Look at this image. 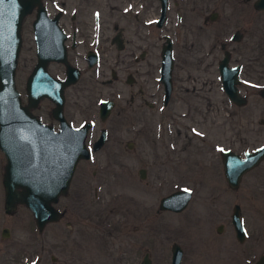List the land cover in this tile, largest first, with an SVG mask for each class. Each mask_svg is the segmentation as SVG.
Wrapping results in <instances>:
<instances>
[{
    "label": "rangeland",
    "instance_id": "rangeland-1",
    "mask_svg": "<svg viewBox=\"0 0 264 264\" xmlns=\"http://www.w3.org/2000/svg\"><path fill=\"white\" fill-rule=\"evenodd\" d=\"M102 1L108 3L106 14L102 8L106 17L111 2H123ZM216 1L169 0L164 25H154L150 31L155 52L165 34L173 40V90L166 106H162L158 82L149 98L153 105L137 111L127 100L129 90L112 91L111 82L96 86L89 73L81 79L84 86H74L81 92L77 97L90 102L89 109L83 110L71 101L76 96L67 102L71 110L83 111L73 119L75 124L90 119L95 125L88 145L101 128L107 131V138L92 149L91 157L77 162L67 193L55 204L62 211L58 220L38 230L24 206L3 215L15 222H7L12 235L0 238L4 246L0 255L14 251L21 255L17 261L3 260L1 264L30 260L39 264H139L146 252L152 264H170L173 242L183 250L181 264H258L261 259L264 264V160L245 172L234 189L225 181L220 156L221 149L242 154L264 141V98L257 92L264 84V12L255 11L253 0H248L247 25L239 41L230 39L232 27L221 26L227 15L221 14L222 18L209 21L200 30L191 29L198 8L201 22L213 9L223 13ZM44 2L47 8L52 6V0ZM151 11L147 16L156 19L157 0ZM177 12L183 16L182 22L177 20ZM234 14L235 9L229 16ZM32 19L33 13L23 22L15 72L23 103L26 77L35 61ZM134 23L129 15L119 18L118 26L127 38L133 36ZM141 31V37L146 35L144 28ZM111 33L106 31V35ZM220 41H228L230 64L241 65V86L249 92L246 104H231L222 89L217 67L223 53ZM103 96H113L117 103L102 122L96 102ZM50 106L43 100L34 111L51 122ZM3 166L0 149V192ZM178 188L192 192L186 208L158 211L160 197ZM235 203L240 205L246 232L243 241L236 238L231 223ZM218 225L222 228L217 229Z\"/></svg>",
    "mask_w": 264,
    "mask_h": 264
},
{
    "label": "water",
    "instance_id": "water-1",
    "mask_svg": "<svg viewBox=\"0 0 264 264\" xmlns=\"http://www.w3.org/2000/svg\"><path fill=\"white\" fill-rule=\"evenodd\" d=\"M160 4L157 26H161L165 20L167 0H160ZM253 7L264 9V0H254ZM34 8L37 12L32 28L38 60L26 78L27 102L22 103L15 82V72L21 48L22 22ZM63 38L64 34L57 25L56 17L47 16L42 0H0V149L6 156L2 176L4 206L6 212H11L18 203L27 205L39 230L62 216V211L55 204L61 195L67 193L77 162L91 155L86 144L89 123L75 127L63 117V90L76 80L77 70L73 72V77L69 74L65 79H57L48 74L45 68L50 59L65 61ZM161 57L159 79L164 86V103H167L172 91L174 65L172 39L169 35H164ZM229 58L230 53L225 50L218 61L221 85L230 100L242 105L245 98L238 88L240 67L230 66ZM260 93L264 96V87ZM41 97H48L55 103L52 113L60 120L56 130L31 111ZM112 107L111 100L100 102V116L103 120ZM105 139L106 130L103 129L92 148L102 146ZM220 155L226 182L230 187L236 188L242 175L264 159V143L253 150L244 151L242 155L228 148L221 149ZM140 174L144 175V169H140ZM191 197V190L178 188L160 197L157 210L182 211ZM240 214V206L235 203L231 222L236 238L243 241L245 229ZM170 250V264H181V246L173 242ZM139 264H152L147 252Z\"/></svg>",
    "mask_w": 264,
    "mask_h": 264
},
{
    "label": "flooded vegetation",
    "instance_id": "flooded-vegetation-1",
    "mask_svg": "<svg viewBox=\"0 0 264 264\" xmlns=\"http://www.w3.org/2000/svg\"><path fill=\"white\" fill-rule=\"evenodd\" d=\"M122 1L123 2L119 1L116 3L111 2L110 5L108 6L109 11H108V16L106 17L103 16V10L104 13L106 14L105 9L107 11L108 3L103 2L102 0H86V1L85 0H52V6L50 8H47V5L45 4L44 0H42V4L45 6V12L47 16L51 18L56 17L57 25L64 34L63 43L65 47V61L58 59H50L47 61L45 68L48 74H50L51 76L57 79H65L69 74L71 77H73V72L77 70L78 76L76 80L70 83L69 85H67L63 90L64 92L63 117L67 122H69L73 126H81L82 124L88 122L89 127L87 132V138L89 136L90 131L95 126L93 121H91L90 119H83L78 124H75L73 119L75 118L76 115H78L80 112L82 113L83 111L75 112L71 110L69 103L67 102L70 96L72 97L76 96L75 98L71 99V101H74V104L77 105L78 108L76 109L79 110H83V108L89 109L88 108L90 104L89 100L86 97H84L85 99L80 100L77 97L78 91L76 92L74 90L76 88L74 86L79 85L81 83V79L88 73L91 74V78L94 79V83L96 86L98 84L106 86L108 83L111 82L113 83L112 85L115 86V90L112 88V91L118 92V89L119 88L122 89V87L129 90V98L127 100L130 103L131 109H133L134 111H137L139 108H143V105L146 107H151L153 105L152 101L149 98L154 92L153 86L155 82L159 83L158 85L160 86L161 89L162 106H166L168 104L172 95V91H171V95L167 103H164V86L159 79L161 58H162L161 48L164 41L160 44L158 51L155 52L152 35L150 34V31L153 29L154 25L156 27H161L164 25L167 19L169 0H167V10H166L165 20L163 21L161 26H157L154 17L150 15L147 16L149 12L152 13L151 10L153 6V0H122ZM157 1L159 4V12H160V5H161L160 0ZM218 2L220 6L223 8V13L219 12V10L213 9L203 16L202 18L203 22H201V16L200 13L198 12V10L200 9L198 8L196 11L195 18H193L192 20L193 25H191V29L200 30L202 29L203 26L207 25L209 21L214 22L222 18L221 17L222 15H227V17L224 19V23H222L221 26H226L228 28L232 27L233 31L230 35V39L239 41L243 37L244 30L246 29L245 27L247 25L246 8L248 7V0H218L215 3ZM253 2L254 0L252 1V6H253ZM200 4L201 3L198 2V5ZM227 8L230 13L235 9L234 16L231 17L229 16L230 13H227ZM253 9L255 11L264 12V9H256L254 7ZM36 12H37L36 8H34L33 11L31 12L33 13V19L36 16ZM124 14L129 15L135 21V23L133 24L134 30L131 31L133 36H131L130 38H127L123 32L125 30H123L121 27L118 26L119 18L122 17ZM176 18L178 21L181 22L183 21V16L179 12L176 13ZM32 21H31V26H32ZM23 22H22V26H23ZM22 26H21V37H22ZM143 28L145 29L146 35H142L143 37H141L139 33L143 32L141 31L143 30ZM106 31H112V33L110 35H106ZM32 34H33L34 48H35V61L33 64L34 66L38 60V55H37V45L34 37L33 28H32ZM107 36L108 38H106ZM22 41H23V37L21 40V47H22ZM219 44L221 49L223 50L222 56L225 50H228L230 53L229 65L231 66L239 65L240 67L238 88L240 93L244 96L245 98L244 104H246L248 101L249 92L247 88H242L241 86L242 85V80L240 77L241 65L238 63L230 64V59L232 54H231V50L227 48L228 41H220ZM172 46H173V40H172ZM217 67H218V63H217ZM79 86L81 87L84 85L80 84ZM263 87L264 84L259 89H257V92L261 97L264 98V96L261 95L260 93V90ZM67 90H69V95L67 94L68 92ZM172 90H173V79H172ZM25 93H26V89H25ZM79 93L81 92H78V94ZM226 97L231 104L237 105L232 100H230L227 95ZM43 100H47L51 104L50 106V116L52 118L51 122L43 121L42 118L34 111L40 106ZM102 100H111L113 102V107L111 108V111L116 105L117 100L116 98H113V96H103L98 98L96 102L97 114H98V118L103 122L109 116L111 111L104 120L101 118L100 102ZM25 102H27V95ZM54 106L55 103L52 100H50L48 97H41L37 105L31 108V111L42 122L51 125L56 130L59 128L60 120L57 117H55L52 113V109ZM102 130L103 128H101L99 132L96 134L95 138L92 140L91 145L97 139V137L99 136ZM106 138H107V131H106ZM263 143L264 141L261 144ZM261 144H259L258 146H260ZM3 156H4V166H3L2 176L6 164V156L4 155V153ZM263 160L264 159H262L261 161ZM2 176H1L2 190L0 192L1 193L0 195L2 196L3 213H0V238L8 239L12 235V229L8 225V223L11 224V222L14 220L10 221L9 217L7 218L6 216L14 213L17 210V208L20 206H24L27 209L29 208L24 203H18L15 206V209H13L11 212L5 211V206H4L5 189L2 183ZM33 223L36 226L34 217H33ZM18 224H22V221H20ZM221 228L222 225H218L217 229H221ZM1 245L3 244L0 243V249L4 247ZM20 255L21 253L18 251H14V253L10 255L1 254L0 264L2 263L3 260L17 261L20 258ZM262 260L263 259H261V261ZM261 261H258V264H261ZM29 262H36L37 264H39L35 260H30L24 264H27Z\"/></svg>",
    "mask_w": 264,
    "mask_h": 264
}]
</instances>
